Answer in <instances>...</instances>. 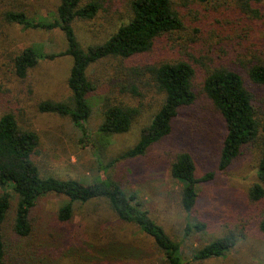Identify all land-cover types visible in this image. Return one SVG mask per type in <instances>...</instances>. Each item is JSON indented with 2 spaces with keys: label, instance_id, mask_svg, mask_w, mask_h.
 Returning a JSON list of instances; mask_svg holds the SVG:
<instances>
[{
  "label": "trees",
  "instance_id": "obj_1",
  "mask_svg": "<svg viewBox=\"0 0 264 264\" xmlns=\"http://www.w3.org/2000/svg\"><path fill=\"white\" fill-rule=\"evenodd\" d=\"M211 1L122 0L127 15L113 32L87 47L80 42L76 26L81 20L97 18L105 9L103 0H59L55 10L45 16L31 15L29 7L18 6L20 0H0V16L23 28L63 34L64 50L45 53L36 46L25 47L13 57V71L25 79L42 59L72 58L67 78L70 95L60 101L42 100L38 109L69 117L82 132L81 140L86 145L93 144L103 173L119 159L145 157L173 133L181 110L193 108L203 94L225 123L219 170L228 169L246 150L256 152V180L248 190L247 200L264 232V0H236V7L222 12H227L231 16L227 21L233 22L220 30L212 19L219 5L212 6ZM226 1L219 3L223 6ZM102 61H115L118 74L116 79L107 80L104 88L116 94H101L102 119L96 135L108 138L131 129L138 109L115 96H137L136 84L144 81L153 87L161 101L141 128L138 141L107 164L103 157L106 151L102 143H95L88 126L92 94L99 89L88 70ZM39 144V134L22 126L14 113L0 114V264H58V255L95 264H133L126 257L128 249L115 239L122 225L136 227L152 240L159 264L220 258L236 245L235 235L219 236L195 247L187 261L182 243L156 221L139 192L109 176H99L92 183L44 176L33 159ZM196 169L192 152L181 149L175 153L171 174L182 184L179 203L189 216L200 198L212 203L200 189L214 177V172L198 177ZM50 195L65 197L57 211L48 212L44 207ZM94 201L106 202L112 219L97 225L92 233L102 244H91L95 246L91 254V234L74 218L77 204ZM10 216L12 237L7 241L4 227ZM207 227L203 220L188 219L184 238L194 231H206ZM102 231L106 234L102 235Z\"/></svg>",
  "mask_w": 264,
  "mask_h": 264
},
{
  "label": "rangeland",
  "instance_id": "obj_2",
  "mask_svg": "<svg viewBox=\"0 0 264 264\" xmlns=\"http://www.w3.org/2000/svg\"><path fill=\"white\" fill-rule=\"evenodd\" d=\"M103 1L105 9L101 10L97 18L81 20L76 26L79 40L84 47L113 32L115 26L123 20V15H127L122 0ZM219 1L212 0L210 5H219L216 12L219 16H213L212 19L213 25L220 30L225 24L229 26L233 22L227 21L226 18L230 19L231 16L227 12L222 14L223 10L227 11L237 4L236 0H227V4L222 6ZM58 2L59 0H20L18 6L29 7L31 15L45 16L49 11L55 10ZM28 46H36L42 52L48 53L64 50L66 43L63 34L57 30L23 28L7 23L0 16V103L3 111L14 113L22 126L39 134L40 144L33 159L42 175L74 178L85 183L109 176L139 192L156 221L175 240L182 243L186 260L190 259L191 251L195 247L205 245L219 236H236V245L225 256L203 262L191 263L187 260V264H264V232L260 229L258 219L254 218V207H249L247 200L248 190L256 180V152L246 150L228 169L219 170L218 158L225 136V123L203 94H200L193 108L181 110L174 122L173 133L152 147L145 157L119 159L120 161L103 173L93 144L86 145L85 140H81L82 132L72 124L69 117L43 113L38 109V103L42 100L60 101L70 95L67 78L72 58L65 56L42 59L28 72L25 79H21L13 71V57ZM114 63L115 61H102L88 70L89 76L96 80L99 87L97 93L92 94L93 111L88 126L95 143H102L106 151L103 156L105 164L138 141L141 128L149 122L150 116L161 102L153 87L144 81L136 84L137 96L129 93L115 96L124 100L126 105L138 109L131 129L127 133L108 138L96 135L102 119L101 94H116L104 89L107 80L117 77ZM181 149L193 153L198 177L214 172V177L204 182L200 189L202 195L211 198L212 203L203 202L200 198L199 205L191 216L179 203L182 184L171 174L174 155ZM64 201L63 196L50 195L45 198L44 207L48 212H54ZM111 219L106 202L94 201L76 205L74 221L89 230L91 235L88 248L91 254L95 253L94 248H91L95 246L91 244H102L92 233L105 220L109 222ZM188 219L205 221L208 225L206 231H194L190 237L184 238ZM11 221L10 216L4 227L7 241L12 237ZM101 234L106 233L102 231ZM115 239L128 249L126 257L131 263L159 264V254L152 240L136 227H118ZM58 257V264H95L90 261L82 262L74 257Z\"/></svg>",
  "mask_w": 264,
  "mask_h": 264
}]
</instances>
